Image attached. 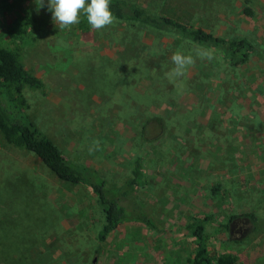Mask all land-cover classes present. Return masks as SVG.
Wrapping results in <instances>:
<instances>
[{
	"label": "rangeland",
	"instance_id": "1",
	"mask_svg": "<svg viewBox=\"0 0 264 264\" xmlns=\"http://www.w3.org/2000/svg\"><path fill=\"white\" fill-rule=\"evenodd\" d=\"M126 1L245 39L249 61L235 68L211 50L186 73L201 81L181 90L166 75L171 56L195 57L198 47L172 33L119 20L87 42L30 29L20 59L44 84L27 93L30 121L110 185L131 178L140 159L143 179L126 202L145 209L153 228L123 223L100 243L103 213L90 190L61 182L0 135V264H188L193 216L206 218L212 254L264 264V0ZM35 9V0H0L1 46L14 47L6 27ZM144 109L166 131L139 145L133 125Z\"/></svg>",
	"mask_w": 264,
	"mask_h": 264
},
{
	"label": "trees",
	"instance_id": "2",
	"mask_svg": "<svg viewBox=\"0 0 264 264\" xmlns=\"http://www.w3.org/2000/svg\"><path fill=\"white\" fill-rule=\"evenodd\" d=\"M110 10L115 20L130 22L157 32L172 33L190 45L218 51L235 68L242 67L249 61L252 46L245 39L223 38L177 17L151 13L136 3L126 0H110ZM244 13L252 15L249 9H244ZM36 27H41L46 33L51 32L64 40L93 41L97 34L91 29L83 14L79 24L72 26L70 30H60L52 20L51 12L47 7L34 11L27 10L17 17L9 28L6 27V34L14 47L8 49L0 45L1 137L9 146L32 153L61 182L90 190L103 213V224L97 233L100 243H103L123 223L139 222L153 228V222L145 209L126 202L143 179L140 159L133 162L131 178L121 185H110L97 170L82 165L76 166L73 162L67 161L55 141L30 121L26 114L29 108L27 93L29 91L43 93L44 84L23 66L17 43L25 37H30V29ZM200 81L199 77L185 76L181 79L179 88L189 89ZM147 111V109L139 111L137 114L143 115L142 120L138 125H133L135 130L133 137L139 145L160 139L166 131L163 120L146 117ZM132 115L128 116V119L136 116V114ZM249 217L254 220V216L249 215ZM205 221L206 218L193 216L187 225L194 243V254L188 259V264H243L233 254H212L209 251L204 233Z\"/></svg>",
	"mask_w": 264,
	"mask_h": 264
},
{
	"label": "clouds",
	"instance_id": "3",
	"mask_svg": "<svg viewBox=\"0 0 264 264\" xmlns=\"http://www.w3.org/2000/svg\"><path fill=\"white\" fill-rule=\"evenodd\" d=\"M35 3L37 10L47 7L60 30H70L72 26L79 24L82 14L94 31H101L115 22L110 10V0H35ZM197 58L211 61L214 56L210 49L200 47L196 48L195 57L191 53L184 54L177 50L171 56L173 68L166 74L168 79L180 81L189 68L195 65Z\"/></svg>",
	"mask_w": 264,
	"mask_h": 264
}]
</instances>
